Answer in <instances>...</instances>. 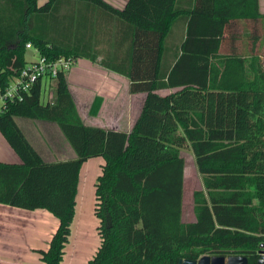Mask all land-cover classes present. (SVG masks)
<instances>
[{
    "label": "trees",
    "instance_id": "trees-1",
    "mask_svg": "<svg viewBox=\"0 0 264 264\" xmlns=\"http://www.w3.org/2000/svg\"><path fill=\"white\" fill-rule=\"evenodd\" d=\"M70 2L102 16L79 11L81 18L72 19L62 12ZM261 18L259 0H128L122 9L104 0H47L41 6L37 0H0V92L26 67L30 43L47 60L99 58L100 65L128 78L131 94L146 93L129 132L84 124L67 72L55 79L53 101L44 97L45 80L38 79L0 111V131L21 158L0 161V203L45 209L59 221L48 248L37 250L41 264H62L79 171L93 157L104 159L94 184L100 244L87 264H179L202 255L244 256L247 264H259L264 250L260 38L254 35L242 51L234 43L237 34L227 36V29ZM161 89L175 90L161 95ZM101 102L93 100L91 115ZM14 117L56 123L75 158L44 161ZM183 148L191 149L203 183L192 193L190 222L183 221Z\"/></svg>",
    "mask_w": 264,
    "mask_h": 264
},
{
    "label": "crops",
    "instance_id": "crops-1",
    "mask_svg": "<svg viewBox=\"0 0 264 264\" xmlns=\"http://www.w3.org/2000/svg\"><path fill=\"white\" fill-rule=\"evenodd\" d=\"M46 1L37 0V4L41 6ZM104 1L116 9H122L128 0ZM69 4L70 7H63L62 12H67L72 19L81 18L79 11H81L82 7L73 6L71 2ZM84 11H91V15H88L89 18H96L95 15L102 16L101 11L92 7H86L81 12ZM103 16V23L108 27L111 24L108 21L109 18L107 15ZM98 59L91 61L84 57L78 58L76 64L66 74L68 88L77 111L86 125L129 132L141 112L146 93L131 94L129 92L128 78L100 65ZM46 84H50L48 90H51L52 83ZM174 90L161 89L157 92L161 95H166ZM96 97L102 98V102L97 114L93 116L89 111ZM47 99L48 101H53V95L51 94V97L49 96ZM14 123L44 161L54 162L75 158L74 150L56 123L26 117H14ZM0 161L7 163L21 162L20 156L1 131ZM103 164L104 159L102 157H93L87 159L81 165L75 197V212L69 239L73 231L79 235L87 231L90 227L89 222H92L93 227L96 225L93 217L95 203L94 184ZM198 189H203V187ZM90 208L92 210L91 214H89ZM194 220L193 214L191 221ZM58 224V219L45 209L27 210L0 203V264H41V256L37 250H46L48 248L49 241ZM99 244L100 239L97 243L95 241L91 243L90 246H79L75 255L66 254V259L64 248L62 264L64 262H66L65 264H87L88 260L95 254Z\"/></svg>",
    "mask_w": 264,
    "mask_h": 264
},
{
    "label": "rangeland",
    "instance_id": "rangeland-1",
    "mask_svg": "<svg viewBox=\"0 0 264 264\" xmlns=\"http://www.w3.org/2000/svg\"><path fill=\"white\" fill-rule=\"evenodd\" d=\"M261 5V11L264 13V0H260ZM237 34L238 38L237 41L234 42L235 44H238L242 47V51H247L249 48V45L252 42V37L255 35L259 37L260 39V46H261V54L264 55V18H261L259 21L256 22H240V23H232L228 29H227V36L230 34ZM36 52L34 49H27L25 52V59L29 63L31 60L36 58ZM80 63V62H79ZM52 83V89H49L50 84H46L45 82V88L43 91V94L45 98L51 97V94H54V81H51ZM46 90V92H45ZM45 92V93H44ZM51 92V93H50ZM43 96V95H42ZM182 157L185 160V181H184V192H183V221L184 222H190L193 219V213H192V192L195 189L202 188L203 184L201 175L198 173L196 165H195V159L193 157V154L191 152V149L189 148H183L180 151ZM91 206V205H90ZM93 208V207H92ZM92 210L90 208L89 214H91ZM94 220L96 221V225L93 227L92 222H89L90 224L89 231H84L80 235L72 232L71 238L69 239V242L67 243L65 247V259L67 255H75L77 252L79 246L82 245H89L93 243L94 241L97 243L99 238L98 234V226H99V220L96 216H94ZM94 224V222H93ZM87 243V244H86ZM67 254V255H66ZM66 262H64L65 264ZM85 264V263H80Z\"/></svg>",
    "mask_w": 264,
    "mask_h": 264
},
{
    "label": "built area",
    "instance_id": "built-area-1",
    "mask_svg": "<svg viewBox=\"0 0 264 264\" xmlns=\"http://www.w3.org/2000/svg\"><path fill=\"white\" fill-rule=\"evenodd\" d=\"M26 48L30 49L33 46L27 43ZM33 49L36 52V58L29 63L27 62L26 67L20 74L11 79L5 91L0 92V111L5 108L8 101H13L15 98L21 99L22 93L27 92L38 79L45 80L46 83L51 81L55 83L59 72H69L77 62V59L72 57L47 60L35 48ZM260 62L264 69V55L260 57Z\"/></svg>",
    "mask_w": 264,
    "mask_h": 264
},
{
    "label": "water",
    "instance_id": "water-1",
    "mask_svg": "<svg viewBox=\"0 0 264 264\" xmlns=\"http://www.w3.org/2000/svg\"><path fill=\"white\" fill-rule=\"evenodd\" d=\"M259 264H264V250L258 260ZM179 264H247V258L244 256H209L202 255L197 260L180 259Z\"/></svg>",
    "mask_w": 264,
    "mask_h": 264
}]
</instances>
